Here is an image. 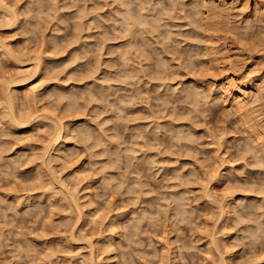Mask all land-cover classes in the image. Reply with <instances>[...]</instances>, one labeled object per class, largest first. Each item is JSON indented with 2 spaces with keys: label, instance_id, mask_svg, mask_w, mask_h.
<instances>
[{
  "label": "clouds",
  "instance_id": "clouds-1",
  "mask_svg": "<svg viewBox=\"0 0 264 264\" xmlns=\"http://www.w3.org/2000/svg\"><path fill=\"white\" fill-rule=\"evenodd\" d=\"M0 264H264V0H0Z\"/></svg>",
  "mask_w": 264,
  "mask_h": 264
}]
</instances>
